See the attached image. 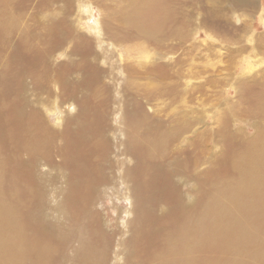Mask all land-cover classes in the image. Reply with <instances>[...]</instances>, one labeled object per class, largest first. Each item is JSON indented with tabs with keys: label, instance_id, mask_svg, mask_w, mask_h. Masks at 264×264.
Returning <instances> with one entry per match:
<instances>
[{
	"label": "bare ground",
	"instance_id": "obj_1",
	"mask_svg": "<svg viewBox=\"0 0 264 264\" xmlns=\"http://www.w3.org/2000/svg\"><path fill=\"white\" fill-rule=\"evenodd\" d=\"M225 2L259 8V0H0V264H264L262 62L246 60L244 70L256 71L237 92V109L249 105L237 115L258 118L253 138L195 173L194 140L180 145L189 124L157 115L182 103V60L165 61L163 48L147 56L158 37L189 40L198 5L213 18ZM84 16L103 56L113 48L103 29L124 24L109 70L92 56ZM237 24L220 31L247 32ZM250 50L264 53V33ZM111 110L121 116L112 126ZM228 133L226 124L214 137H236ZM184 177L198 182L190 202ZM103 196L128 204L113 206L111 229Z\"/></svg>",
	"mask_w": 264,
	"mask_h": 264
},
{
	"label": "rangeland",
	"instance_id": "obj_2",
	"mask_svg": "<svg viewBox=\"0 0 264 264\" xmlns=\"http://www.w3.org/2000/svg\"><path fill=\"white\" fill-rule=\"evenodd\" d=\"M261 5L264 6L263 0H259V8L255 11L251 7L238 6L236 3L225 2L220 9L214 6L213 18H211L212 14L209 16L207 11H202L200 9L201 5H198L199 14L195 18L197 30L189 40L182 42L175 36L167 40L158 37L156 39V45H148V59L154 58L155 54L157 55L160 49L163 48L167 56L165 61L168 62L169 59L178 57L182 60V64L176 68L180 70L178 84L179 90L182 93V103L179 105H171L170 107L161 105L163 107L157 108V115L160 120H166L171 116L183 119L185 124H189L190 130L182 136L180 145L184 147L189 141L194 140L198 152L195 159L198 162L195 173L203 172L209 166V163L203 164L201 162L204 159L213 161L225 150L235 148V141L241 142L242 144L243 142L251 141L250 139L254 136L255 128L253 127L258 122V118L249 116L248 114L237 115L240 110L246 112L249 105L248 103L242 102L239 110L237 109L238 103L236 101L238 90L240 87L243 88V84L256 71L255 69L252 71L249 69L244 70L246 60L250 59L252 63L253 61L256 63L262 62L258 68L261 69L260 71L264 70V53L258 52L257 50H250L254 45V40H257L258 35L264 33V24L262 23L264 8ZM76 13L75 8L74 15ZM226 13H228L227 21ZM93 15L97 19L96 21L102 17L101 12H99L96 6L93 7ZM72 19L74 18L72 17ZM204 21H209L212 27L207 22V29L203 28L202 24ZM238 21L246 26V33L232 31V33L223 34L220 31L226 23L234 28L238 25ZM91 22L93 20L91 19L89 21L87 17L82 20V32L91 45L92 56L98 54L106 58L104 61L97 62L99 67L109 70L110 63L108 58L110 57L113 62L118 61L119 49L121 47L119 40L114 36V32L117 28L124 29V24L120 22L114 23L110 24L108 29H103L104 35L102 38L107 41L105 45H111L113 47L103 56V53L96 47V37L94 36L93 30L90 29L94 22L93 24ZM224 38L234 39V41L232 40L234 44L225 45L222 41ZM138 42L135 41L133 43ZM177 44H180L179 47L176 46ZM166 45H168L169 49L166 48ZM242 46L247 47L248 50L239 53L240 51H237V49ZM162 54L165 55L164 53ZM59 59L62 60L63 58L58 57L57 61H60ZM174 81L170 80V82ZM113 90L115 91V89ZM121 90V87H119V92L123 95ZM164 102L166 104L168 103V101ZM107 117L110 126L114 125V122L119 121L121 118V116L115 115L113 110L110 111ZM50 119L52 121L51 124H53V120H55L54 116ZM226 124L228 125V134L235 135L237 138L223 139L222 136L214 137L215 132ZM236 148L240 147L237 146ZM181 183L182 185L180 187L183 189L185 195L188 196V202L192 201L195 197L193 191L197 190L198 182L193 178L184 177ZM103 203L109 209L105 212V221L108 228L111 229L115 223L114 218L117 214L113 206L118 205L119 210H125L128 204L120 200H115L112 203L109 196H103ZM127 219L128 217L125 215L120 216L117 220L118 227L123 228L122 226H124L123 224Z\"/></svg>",
	"mask_w": 264,
	"mask_h": 264
}]
</instances>
